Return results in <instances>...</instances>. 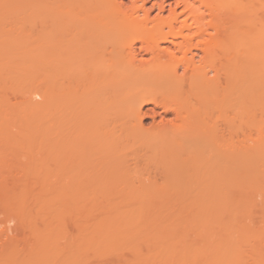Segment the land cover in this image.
Masks as SVG:
<instances>
[{
	"label": "bare ground",
	"instance_id": "1",
	"mask_svg": "<svg viewBox=\"0 0 264 264\" xmlns=\"http://www.w3.org/2000/svg\"><path fill=\"white\" fill-rule=\"evenodd\" d=\"M131 1L0 0L53 21L0 264H264V0Z\"/></svg>",
	"mask_w": 264,
	"mask_h": 264
},
{
	"label": "rangeland",
	"instance_id": "2",
	"mask_svg": "<svg viewBox=\"0 0 264 264\" xmlns=\"http://www.w3.org/2000/svg\"><path fill=\"white\" fill-rule=\"evenodd\" d=\"M124 1H125V3H128L129 1L132 2L131 0H124ZM150 5L151 4H149L148 6H150ZM28 9L29 8H20V10H19V8L14 9L13 7H11V8L7 7V8H3V9L0 8V14H1L0 15V52L4 53V58H5V56L7 57L4 59L3 57L1 58V56H0V60H2V62H0V66H1V68L3 66L2 69L0 68V73L2 71H4V73L0 74V88L3 86V88L0 89V121L4 118H8L7 115L9 117L13 116L12 119L14 120V122H13V120H10V124L8 122V124L6 123V124H3L0 126V134H1L0 135V143L2 142L1 140L3 139V142L0 144V181H18V180L24 181V180H28L29 178L31 180H33L34 178L35 179L39 178L41 180V178H42L41 177L42 176L41 171H43L42 168H44V165L42 164V160H44V159H42V158L45 157V155H44V153L42 154L41 150H40V149H42L41 145L43 144L42 143L43 141L41 142L39 139V138H41L43 140L44 137L42 138V135L37 133L34 130V128L39 125L38 120H40L39 117L41 115V113H40L41 111L36 112L35 115L39 116L37 118H36V116H34V114L31 115V113L26 110L27 109L26 104L23 105L25 103V98H24L22 93L24 91H26L27 89H29L32 82L34 83L36 80H39L38 78L42 77L41 71H40L41 67H39L41 65V63L38 62L39 57H36L38 53H35V52L41 51L40 53H42V51H43L42 49H44L45 46H47V45H45L46 41H44V39L45 40H48V39H47L46 35L44 36V34L45 33L47 34V32H49L50 28L51 29L53 28V24H52L53 21L50 20L49 18H47V15L45 17V15H44L45 12L43 14L42 9L34 8V10H33V8L32 9L30 8L31 9V10L29 9L30 12ZM56 10H58V9H56ZM53 12H54V10H53ZM26 13L27 14L29 13V14L27 15ZM3 14H4V16H2ZM152 14L155 15L156 11L153 10ZM10 15H11V17H10ZM29 15H31V17H29ZM45 28L47 29L46 32L44 31ZM23 32H24V34H27L28 36H30L32 34L33 35L32 38L24 37V39L26 38V41H25L23 39V36H21L22 37L21 40H24L23 42L22 41L19 42V40H20L19 37H18V40H17V38L14 39L15 36L17 37L19 35H24ZM11 35H15V36L10 37ZM27 35H25V36H27ZM44 37H46V38H44ZM11 38L16 40L17 42H15ZM19 45L20 46L22 45V47H20ZM19 47L21 48L20 50H19ZM32 50L34 51V53H31V52H33ZM13 52H15V53L18 52L20 54H17V53L15 54ZM28 57L29 58L31 57L33 59H29ZM19 59H21L22 61ZM3 60L5 62H6V60L7 61L9 60L6 63L7 66L5 65V62H3ZM2 63H4V65ZM20 63H24V65L22 64V66H24V68H26V69H24L23 67H22V69H19V68H21ZM28 63H30V64L32 63L31 67H33V65H36L34 70L31 67H30V69H28L29 68L28 66H30V64H28ZM26 64L28 65L27 67H25ZM22 70H24V71H22ZM29 70H30V72H29ZM18 71H19V74L17 75ZM34 71L37 72V74L39 72L40 77L35 75ZM27 72H29V74H27L28 76L25 75ZM31 74L33 75V77ZM11 75H12V77H11ZM34 75H35L36 79H35ZM5 76H7V77H5ZM22 76L23 77L26 76V77L23 78V80H21ZM29 76H31L35 80L32 81L33 79L30 78ZM8 77H10V78L7 79ZM17 78L18 79L20 78V80H18ZM28 79H29V81H28ZM25 81H26V83L28 82L27 83L28 85L23 84ZM21 82H23V83H21ZM13 86L15 89L13 88ZM20 89H21V91H20ZM21 95H22V97H21ZM38 100L41 101V99L37 98V101ZM43 111L44 110H42V114H43ZM37 113L39 115H37ZM20 116H22V117H20ZM24 120H26L27 122ZM23 122L28 123V124L21 125ZM148 122H149V120L146 119L145 123H148ZM18 124H20V125H18ZM17 125L22 127L23 129L19 128ZM26 125L28 127H30V129L27 128ZM13 126H15V127H13ZM25 126H26V128H25ZM33 126H35V127L32 129L31 127H33ZM7 127H9V129H7ZM11 128H12V130H11ZM21 129H22V131H24V134H26L25 132H30L31 136L29 135V133L26 134V135H28V137L26 135H24V136H26L27 140L22 135L23 132L20 131ZM262 129L264 130V127ZM8 130H10V131H8ZM31 130H34L37 133V134L35 133L36 135H34V136L38 135V139L35 140L34 137H32L33 134H31ZM11 131L13 132V134L15 136L11 133ZM16 131L19 135L21 134L20 136L22 137V140H20L21 139L20 136H18V135L16 136V134H17V133L15 134ZM32 133H33V131H32ZM257 133L258 132H256L255 135ZM10 135L13 136L14 143H12L13 141H11L12 138L10 137ZM39 135H41V136H39ZM256 137H255V140H256ZM17 139L20 140V141L18 140L19 143L22 142L23 149L20 148V145L18 143H16V142H18ZM23 140L26 142L24 143ZM40 142H41V145L39 144ZM11 143L14 145L12 146ZM16 144H18V145H16ZM9 145H11L13 150L11 149V147ZM26 145H28V146H26ZM39 145H40V147H39ZM14 146H17V147H14ZM35 146H37L36 147L37 150H35L36 148H33ZM28 147H30L31 149ZM15 148H17V149H15ZM19 148L21 149V151H18ZM26 148H28V149L26 150ZM9 149H11L13 152H16V153H13ZM32 149H33V151H32ZM38 150L40 151L39 154L37 153ZM25 151H28V152H25ZM42 152H43V150H42ZM42 165H43V167H42ZM44 170H45V168H44ZM37 173L38 174L41 173V175L39 176V175H37Z\"/></svg>",
	"mask_w": 264,
	"mask_h": 264
}]
</instances>
